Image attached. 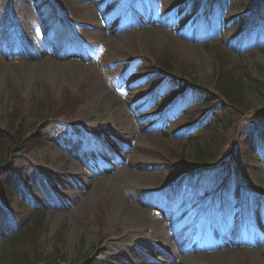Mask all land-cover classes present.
<instances>
[{"label": "rangeland", "instance_id": "1", "mask_svg": "<svg viewBox=\"0 0 264 264\" xmlns=\"http://www.w3.org/2000/svg\"><path fill=\"white\" fill-rule=\"evenodd\" d=\"M45 1L0 0V130L20 115L39 138L0 140V264H166L164 247L171 264H264V0ZM220 56L242 106L217 90Z\"/></svg>", "mask_w": 264, "mask_h": 264}, {"label": "trees", "instance_id": "2", "mask_svg": "<svg viewBox=\"0 0 264 264\" xmlns=\"http://www.w3.org/2000/svg\"><path fill=\"white\" fill-rule=\"evenodd\" d=\"M221 57V56H220ZM225 57L222 56L220 58V60H222V65H220L218 67V72L216 74V80H217V90L218 92L223 96V98L225 99V101H227L230 105L239 107L242 106L245 102H246V97L244 94V90L245 87L239 85L240 81L238 80V77L236 76V74H234L231 71L227 70V62L223 61ZM170 58L168 57H162L161 62H159V69L155 68L154 66H152L149 62V64L145 65V67L143 68V70H150V69H155L157 70L159 73H162V70H167L170 67V63H171ZM168 71V70H167ZM254 85L259 88L260 90H263L264 88V81H261L259 79H254L253 80ZM264 94V91H262ZM17 113L18 109H17ZM53 116V115H52ZM51 116V117H52ZM12 118V127H10V133L8 134V136L6 135V131H2L0 130V140L1 141H8L10 143V147L13 148L14 145L17 144H27L30 141H34L35 139L38 140L39 138H36L35 136H33V138H27L26 133L22 132V118L20 115H14L11 116ZM21 125V128H20ZM208 131L215 135L216 132L213 131V129L208 128ZM257 146L263 151L264 153V112L261 113V118L258 122V135H257ZM9 139V140H7ZM222 145L221 139L212 136V140H210L208 143H206L207 146L211 147V145L219 143ZM228 145V144H226ZM254 150V149H253ZM199 154V153H198ZM196 154V158L194 160V163L196 166H202V165H208L210 163H213L214 159H218L219 156H214V157H207L206 154H200L198 155ZM221 157V156H220ZM180 166L181 165H177L176 167L174 166L173 169L170 170L168 177L170 179L176 178L178 177V175L180 174ZM190 181H193V175H187L186 176ZM201 178H198L196 180V182H199ZM6 188L8 189V192H12V190L9 188L8 183H3L2 179L0 178V197L3 200L2 203L4 205H6L8 207V203L5 201L4 196H3V189ZM41 214L38 213L37 215V219H36V223L37 225L42 224L43 222L41 221ZM23 231L20 232V234H22ZM19 236V234H18ZM14 239H16L17 237H13ZM12 238V239H13ZM89 264H97V262L94 260L93 257L89 258Z\"/></svg>", "mask_w": 264, "mask_h": 264}, {"label": "bare ground", "instance_id": "3", "mask_svg": "<svg viewBox=\"0 0 264 264\" xmlns=\"http://www.w3.org/2000/svg\"><path fill=\"white\" fill-rule=\"evenodd\" d=\"M125 210L127 211V212H129V213H132V216L128 219V221L129 222H133L134 220H135V218L137 217V216H139V214L141 213V207L139 206V205H136V204H130V205H125ZM136 216V217H135ZM132 218V219H131ZM137 235L135 234V236H133L132 238H130V239H127V238H125V239H123L122 241H121V245L124 247H126V246H130L131 244H134L135 243V237H136ZM137 239H139V238H137ZM182 241H181V239H179V240H177V244H178V247H181L180 249H183V247H184V249L186 250V251H190V252H197V251H199V250H201V247L200 248H197V247H194L193 245H183L182 246V243H181ZM224 242H221V245L223 244ZM172 245H173V243H172ZM151 247L153 248V247H155L154 245H152L151 244ZM161 250V252L163 253V252H165L166 254H165V258H163L165 261L164 262H166V264H171L170 263V261H169V258L170 257H172V253L170 252V251H168V250H166V248L164 247V248H160ZM166 250V251H165ZM170 250V249H169ZM167 257V258H166ZM169 257V258H168ZM154 261H157V259H155ZM172 264H173V262H172Z\"/></svg>", "mask_w": 264, "mask_h": 264}]
</instances>
